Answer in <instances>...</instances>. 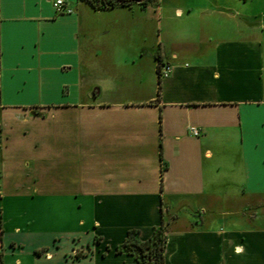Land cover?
I'll use <instances>...</instances> for the list:
<instances>
[{
  "label": "crops",
  "instance_id": "1",
  "mask_svg": "<svg viewBox=\"0 0 264 264\" xmlns=\"http://www.w3.org/2000/svg\"><path fill=\"white\" fill-rule=\"evenodd\" d=\"M56 1L0 0V264L161 228L164 264H264V0Z\"/></svg>",
  "mask_w": 264,
  "mask_h": 264
},
{
  "label": "trees",
  "instance_id": "2",
  "mask_svg": "<svg viewBox=\"0 0 264 264\" xmlns=\"http://www.w3.org/2000/svg\"><path fill=\"white\" fill-rule=\"evenodd\" d=\"M90 5L95 10H111L116 7L132 8L135 5L145 9L154 4L157 0H81ZM159 77L162 58L159 55ZM161 80V77H160ZM166 246V236L164 228L156 231L154 235L142 241L139 238V232L136 230L130 231L126 241L118 248V252H127L135 255L136 258L143 264H164V252Z\"/></svg>",
  "mask_w": 264,
  "mask_h": 264
},
{
  "label": "built area",
  "instance_id": "3",
  "mask_svg": "<svg viewBox=\"0 0 264 264\" xmlns=\"http://www.w3.org/2000/svg\"><path fill=\"white\" fill-rule=\"evenodd\" d=\"M55 6H56L57 10L60 11V12H64V11L71 12L72 11L71 9H68L66 7L65 1H63V0H57L56 3H55ZM170 73H171V67L169 65H163L162 64L161 68H160V77H161V79L169 77ZM192 133L195 136H199L200 135V131L198 129H192ZM79 254H80L79 252H76L75 256H78Z\"/></svg>",
  "mask_w": 264,
  "mask_h": 264
}]
</instances>
